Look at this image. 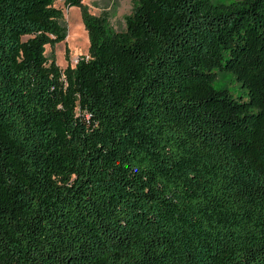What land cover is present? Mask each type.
Listing matches in <instances>:
<instances>
[{"label":"trees","instance_id":"trees-1","mask_svg":"<svg viewBox=\"0 0 264 264\" xmlns=\"http://www.w3.org/2000/svg\"><path fill=\"white\" fill-rule=\"evenodd\" d=\"M132 1L0 0V264H264V0Z\"/></svg>","mask_w":264,"mask_h":264},{"label":"rangeland","instance_id":"rangeland-1","mask_svg":"<svg viewBox=\"0 0 264 264\" xmlns=\"http://www.w3.org/2000/svg\"><path fill=\"white\" fill-rule=\"evenodd\" d=\"M235 1L214 0L216 3L228 5ZM84 4L88 6L93 15L99 16L107 13L111 28L118 32L126 29L125 18L132 13L134 6L132 0H84ZM55 7L63 10L64 19L61 24L67 30V37L64 42L54 48L47 46L46 55L49 58L53 57L58 66L65 70L69 65L75 67L82 56H88L89 38L79 8H67L62 1H58ZM67 51H69L68 55ZM214 86L216 89L229 90L235 97L247 99V91L241 87L232 73L218 72Z\"/></svg>","mask_w":264,"mask_h":264}]
</instances>
